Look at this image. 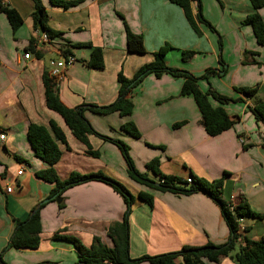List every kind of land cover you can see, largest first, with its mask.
Segmentation results:
<instances>
[{
    "label": "crops",
    "instance_id": "crops-1",
    "mask_svg": "<svg viewBox=\"0 0 264 264\" xmlns=\"http://www.w3.org/2000/svg\"><path fill=\"white\" fill-rule=\"evenodd\" d=\"M3 1L19 13L22 24L12 31L0 12V134H4L0 139V260L6 264H79L74 245L53 234L73 236L86 247L97 236L111 246L106 229L122 218L121 196L102 181L73 185L58 196L52 193L53 182L35 175L48 165L34 154L27 138L28 125L48 126L49 120L61 128L66 139V145L59 144L61 155L54 164L60 180L71 173L101 172L121 182L134 195L141 190L152 194V206L136 198L128 218L131 258L175 251L183 245L219 244L229 236L219 206L205 193L149 190L132 181L118 147L98 136H87L98 156L86 153V146L74 137L63 118L45 104L42 72L50 70V59L64 57V50L73 55L75 62L66 67L57 91L69 107L113 102L118 92L117 72L131 78L140 66L152 61L153 52L164 44L171 46L164 57L166 64L196 76L209 67L220 70L221 56L224 71L200 79L198 86L202 91L211 87L219 94L241 100L223 105L210 100L213 106H223L234 120L230 128L216 135L205 132L193 98L179 93L183 79L167 73L159 77L149 73L131 89L133 109L129 115L86 109L84 116L97 132L128 145L129 156L139 172H144L145 164L154 157L159 159L163 174L182 179L193 174L214 180L228 172L221 198L230 203L243 198L259 215L242 218L243 235L252 240L264 238V123L250 111L252 100L234 89L257 86L256 96L264 99V46L257 44L250 25L242 23L253 10L249 0H200L204 18L216 30L198 23L200 34L189 26L182 9L169 0H83L66 9L40 0L47 25L59 32L48 42H42L40 31L33 28V0ZM191 8L195 13L196 2ZM258 12L264 22V5ZM123 20L132 32L142 35L145 52L126 50ZM31 38L38 55L25 52ZM77 43L100 47L103 67L86 66L90 48L74 47ZM182 50L194 54L182 60ZM126 121L135 124L139 138L121 129ZM9 185L11 191L6 192ZM44 199L48 200L39 212L42 229L38 247H8L16 221L25 220ZM61 201L62 208L58 206ZM206 264L235 263L224 256Z\"/></svg>",
    "mask_w": 264,
    "mask_h": 264
},
{
    "label": "trees",
    "instance_id": "trees-1",
    "mask_svg": "<svg viewBox=\"0 0 264 264\" xmlns=\"http://www.w3.org/2000/svg\"><path fill=\"white\" fill-rule=\"evenodd\" d=\"M34 1V11L31 13L32 25L35 30L45 32L48 38L57 36L58 31L53 30L47 25V14L40 0ZM83 0H49L51 5L61 7L63 9L76 6ZM178 5L184 16L196 34H200L198 23L205 24L212 31L216 32L214 27L204 18L201 11L200 0H169ZM196 2V11L192 12L191 3ZM252 11L247 14L242 23L250 25L257 44L264 46V22L258 12V9L264 5V0H249ZM0 12H2L12 31H15L22 24V18L19 13L0 0ZM122 18V16H121ZM123 19V18H122ZM124 32L126 41V50L128 52L143 53L145 52L143 37L141 34L132 32L124 22ZM218 35V34H217ZM218 41L220 42L219 35ZM74 47L86 46L90 48V55L85 62L90 68H102L103 58L100 47L92 46L90 43H77ZM220 47V45H219ZM171 46L164 44L153 52L152 61L140 66L131 78H126L122 71H118L116 79L118 82V92L115 100L106 105H97L92 103H84L75 107L67 106L59 97L57 91L58 79L50 73V70L42 72V83L44 87V99L46 106L57 112L64 120V123L72 131L76 139L86 146V153L90 156H98L99 152L93 150L88 142L89 134L98 136L99 138L110 141L115 144L121 152L126 163V173L128 177L149 190L168 191L177 194H191L194 192H203L210 197L220 208L222 217L228 227V239L219 244L206 242L203 245L192 246L183 245L178 250L158 253L153 255L144 254L137 258H131L128 252V218L132 210V206L137 199L145 202L149 206L153 204V196L148 191H138L136 195L132 194L121 182L108 177L101 172H92L87 174L71 173L66 179L60 180L54 169V164L61 155L59 144L66 145V139L61 128L53 121L49 120L48 126L30 123L27 129V138L34 150V154L47 163L48 167L35 172V175L45 181L53 182L55 188L52 193L61 195L65 189L76 184L98 180L108 184L116 193H118L124 202V211L120 221L111 223L107 229V236L111 240V246L102 243L100 238L94 236L89 247L84 246L78 239L73 236L59 235L54 233V238H63L70 241L78 252L80 262L84 264H206L207 261L217 262L221 257H230L235 264H264V238L252 240L245 238L239 233V218L258 217L259 215L252 211L247 202L241 198L237 203L225 202L221 198V190L225 177L228 172L224 171L219 178L214 180H205L191 174V182L187 183L185 179L174 175L163 174L159 169V159L154 157L145 164V171L139 172L129 156L128 145L120 139L111 138L97 132L84 116L86 109L100 114L118 112L121 116H127L133 109V102L130 97L131 89L137 85L147 74L153 73L159 77L163 73H167L173 77H181L183 79L180 94L189 95L193 98L194 103L200 113V123L204 127L208 135H216L230 128L234 120L229 116L223 108V104L230 101H238L241 98H231L219 94L209 87L206 91H202L198 86L200 79L207 80L210 76L222 73L224 71V61L219 56L218 61L222 65L218 70L213 67L206 68L199 76L193 73L175 67H170L165 62V55ZM27 54H36L33 39H30L28 46L25 47ZM254 53V52H249ZM194 54L192 50H182V60H187ZM71 55L68 50H64L63 56ZM73 56V55H72ZM238 92L243 93L250 98V111L256 120L264 123V99L256 96L257 86L252 87H234ZM211 99L216 100L221 105L213 106ZM181 123H176L179 126ZM121 129L131 135L139 138L140 133L132 121H126L121 124ZM43 203H39L32 209L28 217L23 220H17L15 227L9 237L8 247L14 248H36L40 242L41 222L40 208ZM58 206L63 207L61 201ZM245 231V228H244ZM241 240L243 245L240 244ZM237 251L231 254V251ZM0 264H6L0 260Z\"/></svg>",
    "mask_w": 264,
    "mask_h": 264
},
{
    "label": "built area",
    "instance_id": "built-area-1",
    "mask_svg": "<svg viewBox=\"0 0 264 264\" xmlns=\"http://www.w3.org/2000/svg\"><path fill=\"white\" fill-rule=\"evenodd\" d=\"M40 40L42 42H48L49 38L47 33L41 32L40 31ZM75 62V58L72 55H66L64 57H59L57 59H50L49 65H50V73L54 76L57 77L58 81L63 78L64 72L67 66L71 65L72 63ZM4 138V134H0V139ZM239 140L242 142L243 138H239ZM17 173H21V170H18ZM187 183H190L191 177L185 178ZM6 192L11 191V185L7 186L5 188ZM239 225H238V230L240 234H244V226L242 224V218H239L238 220Z\"/></svg>",
    "mask_w": 264,
    "mask_h": 264
},
{
    "label": "water",
    "instance_id": "water-1",
    "mask_svg": "<svg viewBox=\"0 0 264 264\" xmlns=\"http://www.w3.org/2000/svg\"><path fill=\"white\" fill-rule=\"evenodd\" d=\"M48 199H44V200H42V203L43 202H46ZM56 201L58 202V201H60V198L59 197H57L56 198ZM79 264H84V262H79Z\"/></svg>",
    "mask_w": 264,
    "mask_h": 264
},
{
    "label": "rangeland",
    "instance_id": "rangeland-1",
    "mask_svg": "<svg viewBox=\"0 0 264 264\" xmlns=\"http://www.w3.org/2000/svg\"><path fill=\"white\" fill-rule=\"evenodd\" d=\"M48 62H50V60ZM236 251H237V249H234L233 251H231V254L235 253Z\"/></svg>",
    "mask_w": 264,
    "mask_h": 264
}]
</instances>
